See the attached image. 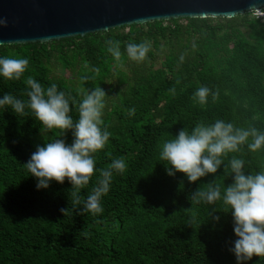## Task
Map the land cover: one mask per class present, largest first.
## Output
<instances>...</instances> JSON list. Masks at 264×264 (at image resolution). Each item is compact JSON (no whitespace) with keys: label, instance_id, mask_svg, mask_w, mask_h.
Segmentation results:
<instances>
[{"label":"trees","instance_id":"trees-1","mask_svg":"<svg viewBox=\"0 0 264 264\" xmlns=\"http://www.w3.org/2000/svg\"><path fill=\"white\" fill-rule=\"evenodd\" d=\"M250 12L0 45V264H264Z\"/></svg>","mask_w":264,"mask_h":264},{"label":"water","instance_id":"water-1","mask_svg":"<svg viewBox=\"0 0 264 264\" xmlns=\"http://www.w3.org/2000/svg\"><path fill=\"white\" fill-rule=\"evenodd\" d=\"M264 0H0V45L45 43L131 24L232 17Z\"/></svg>","mask_w":264,"mask_h":264},{"label":"rangeland","instance_id":"rangeland-1","mask_svg":"<svg viewBox=\"0 0 264 264\" xmlns=\"http://www.w3.org/2000/svg\"><path fill=\"white\" fill-rule=\"evenodd\" d=\"M250 17H254L253 16V12H250ZM126 29H122L120 31L125 32ZM154 66H157L159 63V58L155 56V60H154ZM48 67H49V74L52 77H61L63 78L68 84L72 81H75L77 76H76V67H72V68H63L58 62H55L54 60H52V58L48 61ZM121 70L125 72L126 76H128V69H126L125 67H121ZM106 82V86H111L113 87H117L116 86V81H115V77L111 76L110 78L105 80Z\"/></svg>","mask_w":264,"mask_h":264},{"label":"built area","instance_id":"built-area-1","mask_svg":"<svg viewBox=\"0 0 264 264\" xmlns=\"http://www.w3.org/2000/svg\"><path fill=\"white\" fill-rule=\"evenodd\" d=\"M254 18H258L259 20L264 22V7L252 10Z\"/></svg>","mask_w":264,"mask_h":264}]
</instances>
